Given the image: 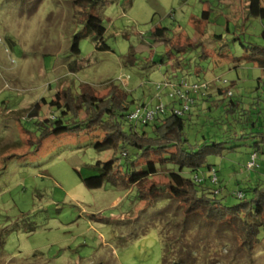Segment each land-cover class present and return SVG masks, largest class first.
Returning a JSON list of instances; mask_svg holds the SVG:
<instances>
[{
	"label": "rangeland",
	"instance_id": "obj_1",
	"mask_svg": "<svg viewBox=\"0 0 264 264\" xmlns=\"http://www.w3.org/2000/svg\"><path fill=\"white\" fill-rule=\"evenodd\" d=\"M223 5L220 10L216 0H101L92 11L106 27L110 49L103 51L95 48L94 34L77 19L74 0H0V264H264L263 229L260 243L248 250L230 225L184 214L168 193L148 205L136 188L118 190L108 181L88 188L83 179L98 174L97 162L113 155L112 149L95 148L102 139L100 131L53 134L31 151L25 129H32L35 119H17L41 98L50 100L58 90L83 82L97 95L106 94L111 81L121 85L135 100L132 110L141 102H155V86L172 68L171 62H159L163 43L149 36L155 26L163 27L174 43L185 45L192 38L204 40L225 32L229 18L230 32L264 42V18L258 15L264 0H223ZM209 6L210 18L202 19V10ZM79 33L85 34L79 39L78 68L71 72V45ZM232 43L235 47L225 58L207 48L212 60L203 61V76H188L206 80L210 98L220 97L216 86L231 88L245 107L259 101L264 112V68L235 59L243 52L238 40ZM129 52L135 62L125 66ZM218 78L229 82L219 83ZM258 79L260 87L255 89ZM161 97L168 101L163 92ZM206 103L211 102L202 107ZM222 111L215 109L207 125H196L190 133L196 128L222 133L228 125L225 118L216 120ZM49 112L44 105L40 117ZM257 121L264 124V117ZM247 142L237 141L245 144L235 152L210 157L224 191L246 187L242 182L247 178L256 182V177L247 176L254 169L245 168ZM262 159L264 155L258 156L257 165L263 168ZM164 181L153 176L142 189ZM238 199L227 198L226 203ZM36 250L40 253L34 254Z\"/></svg>",
	"mask_w": 264,
	"mask_h": 264
},
{
	"label": "trees",
	"instance_id": "obj_2",
	"mask_svg": "<svg viewBox=\"0 0 264 264\" xmlns=\"http://www.w3.org/2000/svg\"><path fill=\"white\" fill-rule=\"evenodd\" d=\"M100 1L74 0V6L77 19L83 24L84 30L94 34L95 48L105 51L110 49L104 38L106 27L101 16L92 11ZM216 2L217 8L224 10L223 0ZM212 10L210 6L202 10V19L208 20ZM258 15L264 18V5L259 6ZM228 25L229 18L225 32L214 33L211 38L204 40L192 38L185 45L174 43L163 27L151 28V40L163 43L159 62H171V70L165 72L166 79L176 81L184 77L192 80L188 75L203 76L207 69L203 61L212 60V55L206 53L207 48L214 51L218 57L225 58L235 47L232 41L237 40L243 53L234 58H241L247 63L264 68V42L245 40L241 34L230 32ZM228 33L233 34L232 37H229ZM84 34L74 36L68 60V69L71 72L78 68L79 39ZM190 52L196 53V56L186 59L184 54ZM134 62L133 52H129L123 59L125 66ZM260 83L261 80L258 79L255 89L260 87ZM230 85H234V80ZM108 88L106 94L97 95L92 85L83 82L77 88L67 86L58 90L50 100L43 97L26 107L17 119H35L33 128L25 129L30 137V150H38L44 139L53 134L67 131H100L102 139L95 143V148L98 151L112 149L113 155L105 162H97L101 165L98 174L83 179L88 188H100L105 181L118 190L136 188L137 196L145 199L148 205L152 204L151 201L158 195L168 193L182 205L184 214H197L209 222L226 223L231 226L242 247L252 250L257 246L261 241L260 231L264 230V159L260 164L263 168L257 165L258 156L264 155V124H259L257 119L260 115L264 117V112L259 101L245 107L243 98L235 96L231 88V95H227L222 86H216L219 98H210V92H206L196 98L183 115L168 111L158 115L151 123H143L129 118L131 105L135 101L129 97L130 93L113 81L109 83ZM204 102L211 103L202 107ZM174 103L175 100L167 101L169 106ZM139 104L149 105L146 101ZM44 105L51 112L45 117H40ZM215 109L223 110L216 120L225 118L228 123L222 133L206 134L198 128L190 133L189 130L194 129L196 125L200 128L207 125ZM140 125L150 129L139 128ZM33 134L37 136L34 139ZM237 141H248L249 156L252 152L257 154L254 166L248 169L254 170L247 175L256 177V182L247 178L242 182L246 187L236 190L242 192V197L233 203H226L227 198H238L234 194L236 191H224L217 168L210 157L235 152L239 146L245 144H238ZM185 172L192 175L189 176ZM213 173L216 176L215 181H212ZM153 176H161L165 181L151 182L146 189H142ZM37 253L40 251L34 252Z\"/></svg>",
	"mask_w": 264,
	"mask_h": 264
},
{
	"label": "built area",
	"instance_id": "obj_3",
	"mask_svg": "<svg viewBox=\"0 0 264 264\" xmlns=\"http://www.w3.org/2000/svg\"><path fill=\"white\" fill-rule=\"evenodd\" d=\"M220 83H227V79L218 78ZM157 99L155 102L143 106L137 104L130 114L129 118L135 121H142L143 123H151L155 121L158 115H163L168 111H172L177 115H183L187 112L191 105L196 101V98L206 94L209 83L206 80H188L187 78L180 77L176 81L165 79L156 84ZM162 92L167 95L168 99L175 100L172 106L162 100ZM227 95H231V90L227 91ZM170 109V110H169ZM51 118V117H50ZM257 154L252 152L246 162V168L251 169L256 162ZM216 180V176L212 175V181ZM234 194L242 197L241 191H236Z\"/></svg>",
	"mask_w": 264,
	"mask_h": 264
}]
</instances>
